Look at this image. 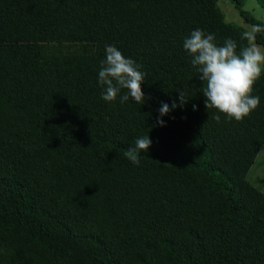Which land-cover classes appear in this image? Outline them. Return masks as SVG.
Segmentation results:
<instances>
[{
  "label": "trees",
  "instance_id": "obj_1",
  "mask_svg": "<svg viewBox=\"0 0 264 264\" xmlns=\"http://www.w3.org/2000/svg\"><path fill=\"white\" fill-rule=\"evenodd\" d=\"M197 28L246 46L216 0H0V264H264V193L245 179L264 74L241 121L206 109L183 48ZM106 45L142 65L143 104L101 98Z\"/></svg>",
  "mask_w": 264,
  "mask_h": 264
},
{
  "label": "clouds",
  "instance_id": "obj_2",
  "mask_svg": "<svg viewBox=\"0 0 264 264\" xmlns=\"http://www.w3.org/2000/svg\"><path fill=\"white\" fill-rule=\"evenodd\" d=\"M264 33V25L254 24L250 30L242 34L246 46L240 47L232 38L218 44L214 33L202 29L193 30L184 39L183 48L191 57V66L198 73L203 83L202 93L206 109H216L229 119L241 121L260 104V97L254 96L253 89L257 80L264 74V47L256 43V36ZM142 65L131 58H126L115 46H105V59L101 61L98 72V83L102 88L101 98L106 102H114L122 90H126L120 103L132 98L137 104L145 102L142 83L145 73L140 71ZM179 91V105L174 100L171 108L182 107L187 103L184 90ZM193 110L197 106L193 105ZM170 112L169 105L163 103L159 109L161 117ZM219 119V117H217ZM160 126L165 121L158 120ZM152 141L149 135L135 140L125 156L133 164L139 165L141 151H147Z\"/></svg>",
  "mask_w": 264,
  "mask_h": 264
},
{
  "label": "rangeland",
  "instance_id": "obj_3",
  "mask_svg": "<svg viewBox=\"0 0 264 264\" xmlns=\"http://www.w3.org/2000/svg\"><path fill=\"white\" fill-rule=\"evenodd\" d=\"M216 6L222 13L223 20L226 23L243 27L246 31L250 30L251 26L243 22L230 0H216ZM242 9L249 11L254 18L264 22V9L255 0L243 1ZM245 179L251 186L264 193V142L249 166Z\"/></svg>",
  "mask_w": 264,
  "mask_h": 264
}]
</instances>
